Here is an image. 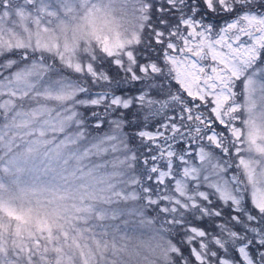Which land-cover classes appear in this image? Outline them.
I'll return each mask as SVG.
<instances>
[{
  "label": "snow or ice",
  "instance_id": "6c2138e0",
  "mask_svg": "<svg viewBox=\"0 0 264 264\" xmlns=\"http://www.w3.org/2000/svg\"><path fill=\"white\" fill-rule=\"evenodd\" d=\"M0 264H264V0H0Z\"/></svg>",
  "mask_w": 264,
  "mask_h": 264
}]
</instances>
